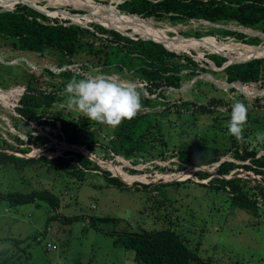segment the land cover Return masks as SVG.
Instances as JSON below:
<instances>
[{"label": "rangeland", "instance_id": "obj_1", "mask_svg": "<svg viewBox=\"0 0 264 264\" xmlns=\"http://www.w3.org/2000/svg\"><path fill=\"white\" fill-rule=\"evenodd\" d=\"M103 1L99 3L110 4L112 0ZM116 1H121L120 3L124 4L128 0ZM45 4L42 2L38 6ZM119 5L116 4V6ZM36 7L33 8L39 9ZM52 8H46V11L49 12V9ZM2 10L0 7V13H4ZM40 10L43 11V9ZM126 14L141 17L162 29L172 28L181 36L189 39L197 40L209 36L217 38L220 42L235 40L238 44L257 48L264 44L263 30L247 27L236 21L212 23L201 18H189L180 13H169L163 18L146 14ZM42 15L46 16L52 24H72L70 20L61 16ZM172 15H177L180 19L174 20L171 18ZM92 25L99 24L91 23L84 28L90 29L99 39H103L104 43H108L104 40L108 39V35L98 33ZM219 29L234 35L222 33ZM126 33L120 32L134 40H148ZM212 33L215 35H210ZM168 34L170 38L175 37V33ZM240 35H245V37H240ZM250 39H259L260 43L251 45L247 42ZM100 43L101 41L98 44ZM162 45L164 46V44ZM112 47L120 54H125L118 45L115 44ZM164 47L170 52L192 59L203 71L182 68L181 75L187 77L180 89L163 87L160 90L154 88L150 92L145 86L146 82L137 78L134 73L127 69H124V73H115L112 70L104 73L96 60L86 57L85 53L79 56L77 63L73 61L70 65L54 50H49L44 54L15 52L7 47L1 50L2 64L13 67V69H0V135L13 144L14 148L4 146L2 147L4 149L0 150L26 160L40 157L48 159L71 158L73 155L67 154L68 152L80 153L79 150H83L93 162L101 167V170L84 171L85 175L81 177L77 173L75 175L69 173L70 170L69 172L65 171L67 168L49 167L38 162L26 166L22 171H17L11 166H0V264H141L136 262L135 253L128 251L122 245L121 241L124 240V235L164 229H174L194 254L206 261H212L214 264H264V198H261L260 191L256 189L258 184L263 182L264 177L243 168V165H251V162L237 160L232 155L235 147L232 148V152L224 155L221 161L211 166H188L184 170L179 169V160L174 156L176 149L182 143L194 144L197 141L218 146L222 149L221 151L227 153L226 148L230 145L229 139L234 138L229 135L227 128L222 126V122L228 115L226 113L235 102L243 103L246 99V104L251 109L255 108L258 111V114L255 115L264 121V85L260 82H229L222 78L223 71L231 66L224 68L229 61L224 58H230L231 53L235 56L238 55L231 50L213 54L202 49L201 55H199L198 51L183 53L186 51L175 52L166 45ZM211 56L223 60V65L217 66L211 60ZM145 62L152 67V61ZM180 63L187 65L185 59ZM85 65L89 67L87 73L83 70ZM155 66L157 67L158 64L156 63ZM45 69H50L56 74L62 71H75L81 73L85 78L103 73L117 81L133 83L137 90L143 91L147 98L153 99L155 102L166 103V107L170 108L168 112L171 113L169 124L173 126L165 138L170 146L168 154L170 157L163 161L154 160L134 164L132 160L111 151V157L106 158L107 146L100 148L98 144L99 152L93 153L85 146L66 143L60 121H56V128L33 124L36 128L35 143L31 144L29 137L16 130L12 123V115L20 116L16 109L26 90L25 86H13L12 80L15 81V76L21 74L31 75L34 73L39 78L37 80L39 88L51 89L53 86L46 83V81L52 82L51 78L42 74ZM217 73H219L218 77L222 79L214 75ZM2 80L9 85L7 91L1 88L4 84ZM60 81L55 79L53 83ZM206 83L215 85V88ZM238 83L245 88L240 90L236 85ZM165 90L166 92L163 93ZM162 94H165V98H161ZM185 102L193 104V106H190V109L185 108L182 105ZM203 106L212 109L215 114L199 113V107ZM162 108L159 106L156 110L166 111ZM221 109L224 110L221 111ZM55 110L65 113L66 118L70 120L78 119L79 115H83L75 109L67 108L66 101L57 104ZM217 116L221 119L219 127L215 126L214 121ZM116 128L94 127L97 133L93 130V135L89 132L84 134V138L86 141H90L95 136L104 140L111 139L115 135ZM260 128H264V125ZM258 130L262 132L260 129ZM7 133L18 135L24 141V145L19 146ZM243 136L242 141L254 144V140H252L254 138L247 137L245 130ZM36 137L43 138L37 139ZM40 140H44V143ZM237 141L240 142V140ZM20 149L27 152L23 153L19 151ZM261 156H264V151L259 153L258 157ZM76 161L78 160L76 159ZM225 161L241 165L234 169L226 179L242 178L249 181L246 186L251 192L250 195L259 200L258 215L235 207L229 195L209 187L211 179L218 177L217 170ZM199 170L211 173L212 177L201 179L197 173ZM107 172L112 177L117 175L132 180L134 183L127 185L128 189H119L109 185L106 180ZM176 183H181V185H175ZM166 184L173 185L163 187ZM146 186L147 188H145ZM45 190L59 197L61 204L58 210L52 209L43 201L11 206L12 204L7 199L10 193H32ZM92 218L97 219L96 225L91 223L90 219ZM105 218L112 220H99ZM26 239L28 242L23 243L22 240ZM49 244H53L52 250L49 249ZM1 252L2 254L6 253L7 257L1 256ZM3 257L4 259H1ZM9 258L12 259L10 262L7 260Z\"/></svg>", "mask_w": 264, "mask_h": 264}, {"label": "trees", "instance_id": "obj_2", "mask_svg": "<svg viewBox=\"0 0 264 264\" xmlns=\"http://www.w3.org/2000/svg\"><path fill=\"white\" fill-rule=\"evenodd\" d=\"M156 1V2H155ZM97 2H104L98 0ZM17 7V8H16ZM30 7V6H29ZM20 4L8 10V12L0 13V52L4 48H11L15 52H24L27 54H44L49 50L58 52L68 64L73 61L77 63L79 56L85 53L86 57H91V60H96V63L101 67L104 73L109 70L115 73H124V69L134 73V75L146 82V88L152 92L155 88L162 89L163 87H170L180 89L182 83L187 76L181 75L182 68L188 70L201 69L195 61L184 55H177L176 53L168 51L162 44L153 41L134 40L127 36L113 31V29L104 26L99 22L92 21V15L86 11L74 10L70 7L52 8L50 12H43L32 7ZM13 12L11 10L15 9ZM34 10H32V9ZM118 8L126 13L155 16L156 18H163L169 13H180L189 18H201L212 23L236 21L241 25L261 29L264 31V0H128L124 4H120ZM45 14L50 17L61 16L64 19L75 23V20L82 21L83 26H89L91 23L99 25H92L95 30L102 34L108 35V39H104L108 43H104L103 39H99L97 35L88 28L71 25L52 24ZM75 12V13H73ZM134 16V15H133ZM173 16V17H172ZM171 18L179 20L180 17L172 15ZM138 17V16H136ZM141 18V17H139ZM69 23V22H68ZM101 25V26H100ZM106 28V29H105ZM110 29V30H107ZM220 32L234 35L231 32L219 29ZM215 35V34H210ZM245 37V35H240ZM99 41H101L100 44ZM251 45H258L259 39H250L247 41ZM118 45L125 54H120L112 45ZM128 53V55H127ZM186 53V52H183ZM132 55V56H129ZM220 56V55H218ZM231 57L234 55L230 54ZM230 57V58H231ZM230 58H224L228 61ZM185 59L187 65L180 63ZM249 58L241 59L240 61ZM69 60V61H68ZM211 60L217 65L222 66L223 60L216 56H211ZM145 61H152V67L148 66ZM156 63L158 66L156 67ZM13 69L0 62V69ZM83 70L89 72V67L85 65ZM222 78L229 82L242 81L244 83H258L264 85V58L255 59L246 63L234 64L223 71ZM42 74L50 77L51 81H46L51 89H42L37 85L39 78L33 74H21L15 76L16 80L12 82L13 86H25L26 90L19 101V107L16 111L20 116L12 115V123L16 130L29 137L31 144L35 143L34 133L37 126H49L56 128V121L61 122L62 132L65 135V142L68 144L85 146L93 153L99 152L100 148H108L106 158H110V152L113 151L116 155H121L134 164L141 162H151L154 160H167L169 154V143L165 139L167 134L173 126H170L168 112L170 108L166 107V103L155 102L153 99L147 98L143 91L141 94L142 110L132 120H124L119 126H116L115 135L111 139L104 140L101 137H93L90 141H86L84 134L93 130L97 133L94 127H111L105 124H100L89 120L84 115H79L78 119H67L65 113H59L55 110L57 104L63 103L67 99V94H63L66 85L73 79L85 78L81 73L75 71H62L59 74L52 72L50 69H45ZM218 77L219 73L214 74ZM219 78V77H218ZM219 78V79H222ZM13 79V78H12ZM61 80L58 83H53V80ZM23 80V81H22ZM4 82V80H2ZM202 83V82H200ZM215 88V85L206 83ZM240 90L243 86L236 84ZM5 82L1 88L8 90ZM163 91V93H165ZM244 98L243 96H240ZM165 98V94L161 95ZM8 99V98H7ZM248 107L247 122H246V136L254 140L251 142H238L235 137L230 140V145L227 146L224 153L218 146L210 145L204 141H197L194 144L182 143L176 150V156L179 160V169L184 170L186 167H203L211 166L219 161L221 158L232 152L235 147L234 157L240 161L251 162V165H243V168L254 171L256 174L264 177V156L258 157L261 151H264V141L255 139L256 130L260 129L264 132V121H261L255 114H258L256 109L246 104ZM183 107L190 109L193 104L183 103ZM162 106V109L157 111L156 108ZM201 114L213 115L215 112L207 107H199ZM232 108L228 110L225 121L222 126L230 120ZM264 120V118H263ZM215 126H221L220 117H215ZM168 124V125H167ZM170 129V130H169ZM168 130V133H167ZM13 138L17 144L24 145V141L16 134L7 133ZM57 134V133H54ZM56 136H59L58 134ZM43 138V137H36ZM59 138V137H58ZM44 143V140H40ZM48 141V139H46ZM16 144V143H15ZM14 148L8 140L0 135V149L2 147ZM19 151L26 153L24 149ZM67 154L73 155L71 158L58 157L55 159H48L40 157L38 159H23L14 154H7L4 150H0V166H11L22 171L32 163H44L45 165L67 168L69 173H77L81 177L85 175L84 171L101 170V167L93 162L89 157L77 152L70 151ZM173 156V155H171ZM78 161H76V159ZM235 162L225 161L221 163L217 170L218 177H213L210 181V188L217 191H223L231 197L232 203L239 209L246 210L253 215H258L259 200L257 197H252L251 192L246 186L249 181L242 178L226 179L234 169L239 168ZM136 172L137 171H134ZM198 175L201 179H208L212 174L199 170ZM106 180L109 185L118 187L119 189H128L127 185L117 177H112L109 172L106 173ZM120 177V176H119ZM128 177V176H127ZM131 185L134 181L121 177ZM82 179V178H80ZM262 183H259L256 189L261 193V198H264V178ZM173 184H166L163 187H168ZM175 185H181L176 183ZM147 188V186L145 187ZM11 206L30 204L43 201L54 210L60 207L59 197L53 195L50 191H37L32 193H10L7 197ZM93 225H96L97 219H90ZM101 221H111L112 219H99ZM121 241L122 245L128 250L135 253V260L141 264H214L212 261H206L188 247L185 240L174 229H164L158 231H142L127 233ZM28 239L22 240L24 243ZM21 242V243H22ZM3 252V251H2ZM1 252V254H2ZM27 253V251H26ZM1 256L7 257L4 253ZM1 258V259H4ZM12 260L11 258L7 259ZM6 261V260H5ZM7 262V263H8Z\"/></svg>", "mask_w": 264, "mask_h": 264}, {"label": "bare ground", "instance_id": "obj_3", "mask_svg": "<svg viewBox=\"0 0 264 264\" xmlns=\"http://www.w3.org/2000/svg\"><path fill=\"white\" fill-rule=\"evenodd\" d=\"M42 2H45L46 4L44 6H38ZM20 4H24L32 8L37 6L36 8H39L37 10L41 11L40 9H43V12H48L46 11V8L50 7L56 9L70 7L74 10L86 11L92 15V21L99 22L104 26L109 27L118 32H127L131 33V35L133 36L138 35L146 39H154L156 41H161L170 50L175 52L186 51V53H190L192 51H198L199 55H201L202 49H205L213 54H221L225 53V51L227 50H231L233 52H236L238 55L235 56L233 53L230 52L232 55H234V58L231 57L232 59H229L228 62L230 63L236 61L238 62L244 58L264 56V44L262 47L257 48L238 44L235 42V40H231L230 42H220L217 38L209 36L197 40L189 39L184 36H181L172 28L162 29L160 27L155 26V24H153L152 22L143 20L142 18L128 14L125 15V13H122L119 10L118 6H116V4H121L120 1L116 0L115 2L113 1L110 4L99 3L96 0H0V7L1 9H5V11H8L15 5L17 6ZM75 23L82 24L83 22L75 20ZM170 32L175 33L174 38L169 37L168 33Z\"/></svg>", "mask_w": 264, "mask_h": 264}, {"label": "clouds", "instance_id": "obj_4", "mask_svg": "<svg viewBox=\"0 0 264 264\" xmlns=\"http://www.w3.org/2000/svg\"><path fill=\"white\" fill-rule=\"evenodd\" d=\"M65 92L67 108L111 127L134 119L142 110L141 94L133 83L120 82L103 73L79 80L73 78L66 85ZM247 114L248 107L237 101L232 105L230 120L225 125L229 135L240 141L244 139ZM256 139L264 141V132L258 131Z\"/></svg>", "mask_w": 264, "mask_h": 264}, {"label": "water", "instance_id": "obj_5", "mask_svg": "<svg viewBox=\"0 0 264 264\" xmlns=\"http://www.w3.org/2000/svg\"><path fill=\"white\" fill-rule=\"evenodd\" d=\"M114 0H112L111 2H113ZM29 7V6H28ZM30 8V7H29ZM32 9V8H31ZM32 10H34V9H32ZM35 11V10H34ZM2 12H6L5 11V9H3L2 10ZM36 12H38V11H36ZM40 13V12H39ZM72 24H75V23H72ZM77 25H79V24H77ZM80 26H83V25H80ZM84 27V26H83ZM148 40H151V41H155V42H157V43H160V44H164L163 42H161V41H156V40H154V39H148ZM164 46H165V44H164ZM257 58H260V59H262V58H264V56H262V57H254V58H249V59H247V60H243V61H238V62H233V63H230V62H228V64L224 67V68H226L227 66H229V65H233V64H239V63H245V62H248V61H250V60H253V59H257ZM3 60H0V62H2ZM4 63V62H3ZM223 68V69H224ZM216 83V82H215ZM79 152L81 153V154H83V155H86V156H88V157H90L86 152H84L83 150H79ZM115 177H117V178H119L121 181H123L126 185H130V183H127L125 180H123L121 177H119V176H117V175H115Z\"/></svg>", "mask_w": 264, "mask_h": 264}, {"label": "built area", "instance_id": "obj_6", "mask_svg": "<svg viewBox=\"0 0 264 264\" xmlns=\"http://www.w3.org/2000/svg\"><path fill=\"white\" fill-rule=\"evenodd\" d=\"M48 247H49L50 250H52V248H53V244H52V245L49 244Z\"/></svg>", "mask_w": 264, "mask_h": 264}, {"label": "crops", "instance_id": "obj_7", "mask_svg": "<svg viewBox=\"0 0 264 264\" xmlns=\"http://www.w3.org/2000/svg\"><path fill=\"white\" fill-rule=\"evenodd\" d=\"M4 91H7V90H4Z\"/></svg>", "mask_w": 264, "mask_h": 264}]
</instances>
